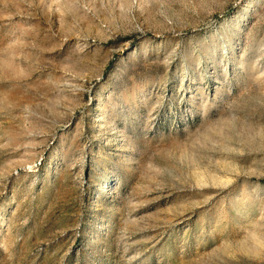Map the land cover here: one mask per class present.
<instances>
[{"label":"rangeland","instance_id":"1","mask_svg":"<svg viewBox=\"0 0 264 264\" xmlns=\"http://www.w3.org/2000/svg\"><path fill=\"white\" fill-rule=\"evenodd\" d=\"M0 264H264V0H0Z\"/></svg>","mask_w":264,"mask_h":264}]
</instances>
